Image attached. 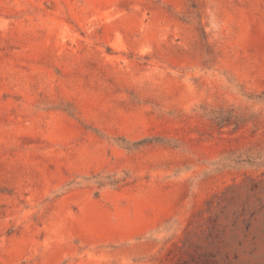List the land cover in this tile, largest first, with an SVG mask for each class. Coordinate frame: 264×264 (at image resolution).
Returning a JSON list of instances; mask_svg holds the SVG:
<instances>
[{"label":"rangeland","instance_id":"1","mask_svg":"<svg viewBox=\"0 0 264 264\" xmlns=\"http://www.w3.org/2000/svg\"><path fill=\"white\" fill-rule=\"evenodd\" d=\"M0 264H264V0H0Z\"/></svg>","mask_w":264,"mask_h":264}]
</instances>
